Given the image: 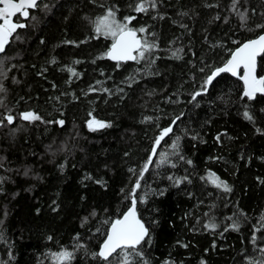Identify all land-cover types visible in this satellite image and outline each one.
<instances>
[{
	"label": "trees",
	"instance_id": "trees-1",
	"mask_svg": "<svg viewBox=\"0 0 264 264\" xmlns=\"http://www.w3.org/2000/svg\"><path fill=\"white\" fill-rule=\"evenodd\" d=\"M136 3L41 0L30 10L36 19L20 21L28 27L18 30L20 39L0 56L7 73L0 76L6 89L0 114L32 111L43 121L65 122L17 119L0 127V264H57L53 254L62 250L74 253L64 264H103L91 253L106 238L110 225L104 221L127 211L125 197L150 156L138 190L147 201L137 205L149 228L139 249L147 264L264 260V94L242 99L241 80L224 73L192 99L239 46L234 41L260 34L255 26L264 24V0H240L239 10H248L247 27L231 10L232 0H157L146 13L133 11ZM109 7L118 9V20L135 16L131 27L155 34L159 48L151 68L145 61L117 68L104 57L111 39L97 36L94 22ZM178 49L180 59L172 55ZM257 71L264 75V57ZM91 86L111 94L89 91ZM89 113L111 127L91 131ZM170 125L173 132L153 156L156 138ZM177 136L179 152L172 155ZM161 152L171 163L157 167ZM210 173L231 191L210 183ZM169 175L188 179L176 185ZM210 223L217 227L207 228ZM135 264L143 262L136 257Z\"/></svg>",
	"mask_w": 264,
	"mask_h": 264
},
{
	"label": "snow or ice",
	"instance_id": "snow-or-ice-1",
	"mask_svg": "<svg viewBox=\"0 0 264 264\" xmlns=\"http://www.w3.org/2000/svg\"><path fill=\"white\" fill-rule=\"evenodd\" d=\"M240 0H232L231 10L239 17L241 22V27H247L249 15L248 10L244 9L240 11L238 5ZM213 5H209L212 7ZM39 7V0H0V53H4L6 47L12 43L13 40H19L20 36L18 34L19 29H24L28 27V24L20 22L21 20H28L31 18L35 20V16H30V10H35ZM157 7V0H137L133 11L136 13H146L150 8L155 9ZM44 8L47 9L48 6L44 5ZM118 9L115 7H109L105 10V14L96 19L95 23V33L97 36H103L105 38L111 39V45L104 57L111 59L116 62V67H121L123 62L135 61L140 63L145 61L149 68L155 64V59L153 53L156 49L159 48L158 43L156 42V37L154 33H148L147 28L140 27L134 28L131 27V23L135 16H125L123 20H118L116 13ZM255 9H252V13L255 14ZM264 15V14H262ZM220 17L217 16L216 19ZM227 22V21H226ZM256 29L260 30V34L254 39H249L244 42L234 41L238 44L234 50H230L229 59L222 67L215 68L211 74L207 75L203 84L201 85L200 91L195 92L192 95V99L195 100L197 96H200L202 93L207 92L208 86L213 82L221 73H231L233 76H238L241 81H243L244 89L242 93V99L247 98L248 100H253L258 93L264 94V76H257V57H264V24H257ZM149 36L152 38L149 39ZM74 43V42H68ZM183 51L178 49L176 52H173L172 55L180 59L178 55L179 52ZM55 59L52 60V63H55ZM75 63H80V61H75ZM243 69V74H240V70ZM10 70V69H9ZM72 76H79L80 74L75 71L73 68L67 69ZM204 69L202 68L201 71ZM6 71L3 70V60L0 59V76L6 78ZM129 80L134 78L129 77ZM102 82L97 81L96 85H100ZM6 89L2 82H0V93L5 92ZM89 91H103L105 93L111 94V90L108 88H97L91 86ZM122 91V89H119ZM58 99V98H57ZM3 106V100H0V107ZM244 117L251 121L253 117L249 114L248 111L243 113ZM89 116H92L89 113ZM17 119H22L29 123L35 121H42L44 123H56L60 126L64 125L63 120L57 121H43L42 117L32 111L22 112L19 116H14L9 109L6 114H0V127H5L7 125H12ZM150 120L151 117H146ZM177 120L179 117L176 118ZM88 127L91 131H96L99 129L111 127L110 122H105L102 120L96 119L94 116L87 122ZM173 124L176 123V120H173ZM15 131V130H14ZM258 132L262 131L257 129ZM173 132V128L170 125L169 127L163 128L154 142V147L152 149V155L157 154L156 146H159L160 142L170 133ZM219 141L220 137H216ZM179 141L180 137L177 136L173 140L171 148L173 149L172 155H177L179 152ZM51 145L49 149H51ZM55 155V152L52 153ZM160 159L157 163V167L171 163L168 159L169 154L161 152L159 153ZM179 159H184L183 156H180ZM152 163L151 156L149 160L144 164L143 168L140 170L139 175L135 179V183L132 185L131 190L128 193V196L125 199L130 200V206L127 208V211L115 219L106 220L105 223H108L110 226L106 233V238L103 243L100 245L99 251L91 253L94 259H99L103 264H135V258L139 257L143 264H147V261L144 260V254L140 251V246L145 242V238L149 237V228L145 226V223L138 215L137 205L138 203H145L147 201V194L138 197V190L141 189V181L144 177V173L148 171L149 165ZM188 164H191L192 161L188 160ZM175 167V164L171 165ZM2 167V165H0ZM130 172L135 174L134 169H129ZM25 175H28V170L25 171ZM91 178V177H87ZM168 179L173 181L176 185H179L183 180H187L188 177L178 178L169 175ZM210 183L215 185L217 188H221L226 192H230L231 188L227 182L221 180L215 173H210L208 177ZM3 178L0 177V183H2ZM264 182V181H262ZM96 183L102 184L103 181H96ZM123 191V189L121 190ZM160 195H164V192L161 191ZM92 216L96 215L95 210L91 213ZM231 219V218H230ZM88 221V217L83 218V223ZM207 228L215 229L217 225L215 223H210L206 225ZM233 229L238 230L239 224L233 223L231 225ZM264 228V225L261 226ZM227 230V229H225ZM260 228H257L255 231H260ZM97 231H100L97 229ZM51 239V238H49ZM256 236L253 234L252 242L256 243ZM150 242V241H149ZM78 247H84L83 245H78ZM187 247V245H184ZM259 251L264 253V248H260ZM57 264H64L66 261H71L74 258V253L68 250H62L58 253L53 254ZM165 264H172V262L165 261ZM201 264H206L205 261H201ZM249 264H264L262 261H251Z\"/></svg>",
	"mask_w": 264,
	"mask_h": 264
},
{
	"label": "water",
	"instance_id": "water-1",
	"mask_svg": "<svg viewBox=\"0 0 264 264\" xmlns=\"http://www.w3.org/2000/svg\"><path fill=\"white\" fill-rule=\"evenodd\" d=\"M41 0H39V2H40ZM254 39V38H253ZM7 48V47H6ZM3 53H0V56L2 55ZM259 58L260 57H257V69H258V60H259ZM109 60H111V59H109ZM111 61H113V60H111ZM113 62H115V61H113ZM223 66V65H222ZM221 66V67H222ZM221 74H224V73H221ZM221 74H219L216 78H218ZM227 74H230L231 76H233L231 73H227ZM240 74L242 75L243 74V69H241L240 70ZM257 76L259 77V75H258V71H257ZM262 76H264V75H262ZM233 77H235V78H239L238 76H233ZM216 78H214V80L216 79ZM213 80V81H214ZM242 83H243V81H241ZM244 86V85H243ZM259 94H261V93H258L257 95H259ZM139 215V214H138Z\"/></svg>",
	"mask_w": 264,
	"mask_h": 264
}]
</instances>
